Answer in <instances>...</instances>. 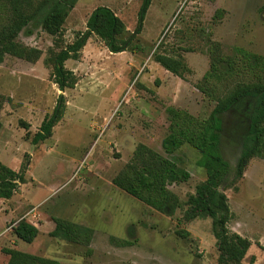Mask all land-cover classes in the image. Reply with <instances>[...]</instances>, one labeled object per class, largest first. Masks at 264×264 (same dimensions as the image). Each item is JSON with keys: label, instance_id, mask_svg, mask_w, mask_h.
Listing matches in <instances>:
<instances>
[{"label": "rangeland", "instance_id": "1", "mask_svg": "<svg viewBox=\"0 0 264 264\" xmlns=\"http://www.w3.org/2000/svg\"><path fill=\"white\" fill-rule=\"evenodd\" d=\"M141 5L78 0L59 35L30 24L16 39L19 51L0 65V162L17 172L28 166L15 195L0 199V264L3 250L18 244V250L62 264H218L213 220L200 218L189 204L206 180L198 166L201 155L189 146L165 153L166 108L211 117L216 104L196 88L210 68L208 39L218 44V56L231 57L234 47L264 56V0H153L132 50L113 54L92 35L79 57L65 63L78 78L76 87L61 92L52 77L53 56L86 32L92 12L112 9L128 37L137 28ZM219 9L223 13L215 18ZM157 53L183 58L192 73L186 80L174 76L153 60ZM251 79L249 74L233 79L226 93ZM61 95L62 120L52 137L34 144ZM252 103L246 99L221 114L218 129L222 155L232 168L223 187L233 213L229 229L252 243L242 264H264V159H252L242 179L235 175ZM141 144L179 170L160 209L113 184ZM182 173L189 179L183 181ZM54 217L92 228L90 246L48 235ZM22 219L44 225L33 243H19L13 233ZM113 239L133 245L121 247Z\"/></svg>", "mask_w": 264, "mask_h": 264}, {"label": "trees", "instance_id": "2", "mask_svg": "<svg viewBox=\"0 0 264 264\" xmlns=\"http://www.w3.org/2000/svg\"><path fill=\"white\" fill-rule=\"evenodd\" d=\"M136 1H140L142 5L137 28L130 36L127 37V28L121 18L109 7L100 6L90 15L86 32L53 56L52 77L61 92L76 87L78 78L66 70L65 63L70 57H79L92 35L99 37L113 54L132 50L153 2ZM77 2L78 0H0V65L6 56L19 51L16 39L30 24L52 36L59 35ZM222 13L223 10H217L215 18ZM217 52L218 44L208 39L210 68L196 85L208 100L216 104L211 117L205 120L187 110L167 107L168 135L164 138L162 147L167 155L175 154L184 146L200 153L198 166L205 170L206 180L198 186L196 194L190 196L189 204L200 213V218L213 220L220 253L218 264H242L252 243L229 229L233 213L223 187L228 182L232 168L221 152L218 123L224 112L238 108L246 99L253 100L248 115L249 130L235 167L236 178L242 179L252 159H264V56L240 47L233 48L231 57L218 56ZM153 60L182 80H186V76L192 73L183 58L157 53L153 55ZM223 64L226 66L225 70L221 68ZM244 74L251 75V81L239 84L226 93L227 83ZM65 109V96L61 95L53 113L44 119L35 135L34 144L52 137L53 128L62 120ZM27 170L26 164L17 172L0 162V199L8 200L15 195L19 184L25 183ZM178 174L179 170L167 157L141 144L131 161L113 179V184L148 207L160 209L168 193V186L176 181ZM182 174L183 181L189 179V173ZM52 221L55 223V229L50 233L53 238L87 247L94 239L95 231L90 227L58 217H54ZM13 233L19 240L33 243L40 231L28 220L22 219L16 224ZM113 241L121 247L133 245L125 240ZM3 253L9 256L8 264H62L59 260L24 253L18 249L6 248Z\"/></svg>", "mask_w": 264, "mask_h": 264}, {"label": "crops", "instance_id": "3", "mask_svg": "<svg viewBox=\"0 0 264 264\" xmlns=\"http://www.w3.org/2000/svg\"><path fill=\"white\" fill-rule=\"evenodd\" d=\"M30 223H32L33 225H35L38 229H39V231H40V234H39V236L42 234V229H43V227H44V225H41V227H40V225L38 224V223H35V222H33V221H30V220H28ZM54 229H55V223H54V227H53V229L52 230H50V231H48L47 232V234L48 235H50V233L51 232H53L54 231ZM16 239H18L17 237H16ZM19 243H20V241L21 240H17ZM16 243V242H15ZM19 245V244H18ZM17 245V246H18ZM17 246H15L14 248H11V249H17L18 247ZM21 251V250H20ZM22 252H24V253H28V252H25V251H22ZM28 254H32V255H36V256H39V255H37V254H34V253H28ZM52 259H55V258H52ZM60 261V260H59ZM8 262H9V256L8 255H4V258H3V264H8ZM61 262V261H60Z\"/></svg>", "mask_w": 264, "mask_h": 264}]
</instances>
